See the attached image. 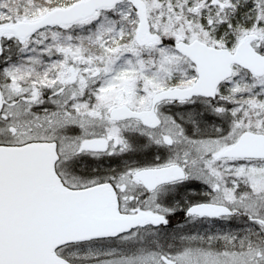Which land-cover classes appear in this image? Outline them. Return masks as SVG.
Segmentation results:
<instances>
[{"label":"snow or ice","instance_id":"6c2138e0","mask_svg":"<svg viewBox=\"0 0 264 264\" xmlns=\"http://www.w3.org/2000/svg\"><path fill=\"white\" fill-rule=\"evenodd\" d=\"M0 264H264V0H0Z\"/></svg>","mask_w":264,"mask_h":264}]
</instances>
